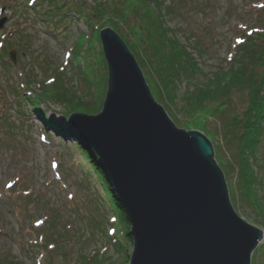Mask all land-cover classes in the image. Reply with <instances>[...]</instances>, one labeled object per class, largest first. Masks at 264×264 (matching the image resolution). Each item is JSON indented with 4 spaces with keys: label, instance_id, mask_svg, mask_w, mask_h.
<instances>
[{
    "label": "rangeland",
    "instance_id": "rangeland-1",
    "mask_svg": "<svg viewBox=\"0 0 264 264\" xmlns=\"http://www.w3.org/2000/svg\"><path fill=\"white\" fill-rule=\"evenodd\" d=\"M141 2L0 0V20H5L0 28V264H129L133 243L129 244L124 233L130 223L120 219L118 210V221L113 219L105 194L80 163L74 142L46 131L24 96L33 99L37 93L61 85L81 97L87 95V89L95 100L105 97L108 67L100 31L112 26L137 56L155 101L163 108L168 105L160 101L159 83L151 73L159 67V60L152 56L155 62L151 63L150 48L143 44L140 52L137 46L142 36L148 38L143 31L148 17L145 12L152 6V2ZM157 2L168 35L175 36L192 54L200 70L191 82L177 81L176 108L164 110L177 128L189 123L191 130L203 133L213 149V144L218 148L220 160L226 162V174L219 167L234 211L263 232L251 264H264V120L255 153L247 155L254 185L245 186L240 176H234V166L229 168L241 162L236 158L241 139L248 133L245 110L263 97L264 89L262 97L251 99L249 91L240 92L234 85L222 114H211L209 101L195 116L186 117L182 112L188 91L221 70L237 67L238 38L244 29L264 23V0ZM117 10L118 18L113 16ZM257 44L264 49V40ZM10 52H14L15 62L10 60ZM257 70L262 79L263 67ZM39 103L54 122L70 124L60 102L48 99ZM55 213L56 221L52 220ZM38 234L44 236L39 239ZM112 239H117L119 246ZM48 240L52 249L47 248Z\"/></svg>",
    "mask_w": 264,
    "mask_h": 264
},
{
    "label": "water",
    "instance_id": "water-1",
    "mask_svg": "<svg viewBox=\"0 0 264 264\" xmlns=\"http://www.w3.org/2000/svg\"><path fill=\"white\" fill-rule=\"evenodd\" d=\"M100 40L108 67L102 108L68 119L99 157L130 223L129 264H251L263 232L234 211L211 142L173 124L111 28Z\"/></svg>",
    "mask_w": 264,
    "mask_h": 264
},
{
    "label": "trees",
    "instance_id": "trees-1",
    "mask_svg": "<svg viewBox=\"0 0 264 264\" xmlns=\"http://www.w3.org/2000/svg\"><path fill=\"white\" fill-rule=\"evenodd\" d=\"M35 1L44 2V0ZM150 2H152V6H148L149 12H145V14L148 16L146 17L147 26L145 29L142 27L148 38L146 39V37L142 36L140 38V45L137 44V46L140 49V47L145 44L150 48L149 50L152 52L150 55L151 63L155 62V58L153 59L152 56H155L156 59L159 60V67L156 69V71L155 69L151 70V73L154 75L153 77L159 83L160 90H158V97L160 101L166 102L168 104L166 106L163 105L165 109H175L177 81L185 80L191 82L200 70L192 54L188 52L183 45L179 44L175 36L168 35L169 30L167 27H165L164 17L160 13L162 8V6L159 5L160 2L158 3L157 0H143V3H141L145 4ZM139 8L144 10L143 5H140ZM118 11L119 10H117L113 16L118 18ZM167 12L170 13L169 10H167ZM106 26H108V24H106ZM142 28L140 29L141 32ZM263 35L264 23L262 25L258 24V27L255 28L251 27L244 29L242 38H240L241 43L236 44L237 57H234V61L236 62L237 67L233 68L232 66L227 70H221L212 75V78L209 79L207 83H204L193 90L188 91L185 95L184 106H182V112H185L186 117H192L200 111L206 101H209L211 103L210 107L212 108L210 113L213 115L222 114L230 101L227 94L229 91H232L234 85H237L235 88H238V91L240 92L249 91L251 99L263 96L261 99H258V101H255L254 105L249 106L245 110L246 123L244 126L247 128L248 133L246 135V139H241L238 149V153H240V155H238V158H236L237 160H241V162H235V164L229 165L230 169L231 166H234V176H236V178L240 176L241 181L245 183V186L254 185L253 180L255 176L253 175V172L250 168L247 155H254L255 153V148L258 145L259 138V135L257 134L260 131L261 122L264 120V94L262 96L260 95L264 89V49L258 47L259 45L257 44L259 41L264 40ZM140 52H142L141 49ZM134 56L137 58L135 54ZM140 57L141 56H139V58ZM139 66L141 67L140 63ZM260 66L263 67V73H261L263 75L262 79L257 70V67L259 68ZM210 87L213 88L210 89ZM87 90V97H81L68 93V91H66L65 88L62 89V86L60 85L59 89H51L48 91L43 90L41 94L37 93L33 99L29 96L24 97H26L28 101H31L34 110L38 115V119L41 121L42 126L46 131L56 133L60 137L65 138L67 141L71 140L74 142L79 155L80 163L86 170L90 172V176L95 177L97 186L105 194L103 197L108 200L107 203L110 205L111 211L114 214L113 219L118 221V216L115 215V210H118V212H120V219L124 220V222L128 224L129 221L127 216L125 215L123 208L118 203L114 195L110 180L108 179V176L104 171L101 162L99 161V157L95 151L89 146V144L83 139V137L75 130L73 126L67 122L64 124L54 122L39 107L40 101L54 99L64 106V108L67 110V116L76 112L96 114L102 108L104 97L102 96L101 99L95 100L91 97L92 93L90 90ZM209 90H213V93L209 94ZM222 97L224 98L221 99ZM176 117L178 116L176 115ZM191 126V124L185 123L182 128L185 130H191ZM213 145L215 156L218 157L217 161L219 166H221L224 173L226 174V162L220 160V152L215 144ZM56 215V213L53 214L52 220H57ZM38 235L39 239L42 238L40 236H44L43 234ZM124 237L127 239L129 244H132V237L130 235L129 228L127 229V232L124 233ZM112 241L114 244H118L119 246V241L117 239H112ZM36 244L37 242H35L33 245ZM53 247L54 246L51 243V240H48L47 248L52 249ZM37 259V261H40L41 258Z\"/></svg>",
    "mask_w": 264,
    "mask_h": 264
},
{
    "label": "snow or ice",
    "instance_id": "snow-or-ice-1",
    "mask_svg": "<svg viewBox=\"0 0 264 264\" xmlns=\"http://www.w3.org/2000/svg\"><path fill=\"white\" fill-rule=\"evenodd\" d=\"M9 187H11V185H9Z\"/></svg>",
    "mask_w": 264,
    "mask_h": 264
}]
</instances>
